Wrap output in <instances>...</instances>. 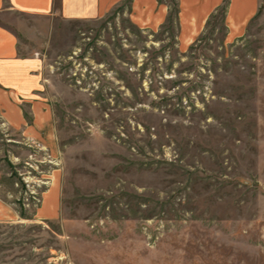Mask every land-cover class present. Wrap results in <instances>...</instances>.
I'll list each match as a JSON object with an SVG mask.
<instances>
[{
  "label": "rangeland",
  "instance_id": "rangeland-1",
  "mask_svg": "<svg viewBox=\"0 0 264 264\" xmlns=\"http://www.w3.org/2000/svg\"><path fill=\"white\" fill-rule=\"evenodd\" d=\"M160 1L159 29L127 4L25 38L41 138L0 116L20 216L0 218V264H264V0L243 37L224 5L189 46Z\"/></svg>",
  "mask_w": 264,
  "mask_h": 264
},
{
  "label": "crops",
  "instance_id": "crops-1",
  "mask_svg": "<svg viewBox=\"0 0 264 264\" xmlns=\"http://www.w3.org/2000/svg\"><path fill=\"white\" fill-rule=\"evenodd\" d=\"M261 2L176 0L178 40L182 46L192 44L224 5L228 39L241 38L258 14ZM127 4L135 24L148 29H159L172 15L170 3L160 0H0V116L7 129L20 132L24 140L41 138L37 120H27V115L38 112L42 105L37 101L42 86L41 60L31 52L26 54L25 38L42 42L41 28L56 18L98 20ZM28 18L37 20L36 25L26 24ZM3 186L0 172V187ZM13 215L20 218L15 207L0 198V218L10 219Z\"/></svg>",
  "mask_w": 264,
  "mask_h": 264
}]
</instances>
